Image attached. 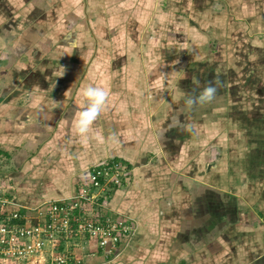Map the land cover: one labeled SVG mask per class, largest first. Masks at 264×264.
<instances>
[{"label":"crops","instance_id":"obj_1","mask_svg":"<svg viewBox=\"0 0 264 264\" xmlns=\"http://www.w3.org/2000/svg\"><path fill=\"white\" fill-rule=\"evenodd\" d=\"M89 84L109 99L85 141ZM107 160L137 230L86 264H264V0H0V189L29 210Z\"/></svg>","mask_w":264,"mask_h":264},{"label":"built area","instance_id":"obj_2","mask_svg":"<svg viewBox=\"0 0 264 264\" xmlns=\"http://www.w3.org/2000/svg\"><path fill=\"white\" fill-rule=\"evenodd\" d=\"M129 179L127 165L107 160L90 167L72 197L29 210L0 189V264H86L92 245L115 257L137 230L136 221L109 207L112 191Z\"/></svg>","mask_w":264,"mask_h":264},{"label":"clouds","instance_id":"obj_3","mask_svg":"<svg viewBox=\"0 0 264 264\" xmlns=\"http://www.w3.org/2000/svg\"><path fill=\"white\" fill-rule=\"evenodd\" d=\"M220 83L214 80L208 82L202 90L186 94L184 104L187 110L192 112L198 107L211 105L217 98ZM80 96L81 110L74 121V131L77 136L86 141L93 130V125L107 108L109 91L104 86L89 84L81 89ZM177 121H179L178 118ZM177 126L180 128L181 124L177 122L170 125V127Z\"/></svg>","mask_w":264,"mask_h":264},{"label":"rangeland","instance_id":"obj_4","mask_svg":"<svg viewBox=\"0 0 264 264\" xmlns=\"http://www.w3.org/2000/svg\"><path fill=\"white\" fill-rule=\"evenodd\" d=\"M129 169H130V167H129ZM132 169V168H131Z\"/></svg>","mask_w":264,"mask_h":264}]
</instances>
